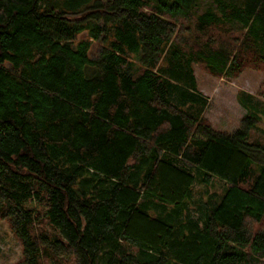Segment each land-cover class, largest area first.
Returning <instances> with one entry per match:
<instances>
[{"label":"trees","instance_id":"trees-1","mask_svg":"<svg viewBox=\"0 0 264 264\" xmlns=\"http://www.w3.org/2000/svg\"><path fill=\"white\" fill-rule=\"evenodd\" d=\"M202 1L0 0V219L16 264H264L259 116L214 130L193 76L239 72L240 54L173 42ZM216 2L196 25L245 29L242 50L264 62V0ZM212 177L226 189L199 226L182 211Z\"/></svg>","mask_w":264,"mask_h":264},{"label":"rangeland","instance_id":"rangeland-1","mask_svg":"<svg viewBox=\"0 0 264 264\" xmlns=\"http://www.w3.org/2000/svg\"><path fill=\"white\" fill-rule=\"evenodd\" d=\"M218 0H203L197 13L201 14L206 8L221 15V10L217 4ZM227 4L231 0H222ZM233 1V0H232ZM238 4L245 5V0H236ZM227 9V8H226ZM192 15L189 19L177 22L176 34L173 42L178 44L182 51L190 53L203 49L205 44L212 45V50H222L229 57L233 53L240 54L242 67L232 71L230 75L221 73H211L204 63L193 64V71L196 78L197 90L207 97L206 111L201 118L205 119L210 126L219 132L229 133L239 126L243 117V110L237 103V94L241 91L250 94L251 101L257 107H249L248 114L251 113L259 116V122L251 129L249 142H257L264 147V62L258 61L252 52L246 53L244 50L248 46V41L243 38L245 29L235 28L229 24H216L206 26L200 29ZM87 37L86 33L79 35L78 39L82 40ZM247 42V43H246ZM100 44L93 43L90 49V55L96 57L100 51ZM244 52V53H243ZM239 57V56H238ZM242 95V93H240ZM204 116V117H202ZM264 161V158H262ZM253 169L258 171V165L254 164ZM226 185L217 177H212L206 184H200L199 179L195 178L191 198L186 199V208L182 211V216H186L190 221H198L201 225L205 205L215 206L224 195ZM155 212V211H153ZM153 212L147 211L150 216L156 217ZM157 210L155 213H159ZM39 213V230L53 237V228L43 217V210L38 209ZM262 227L261 225H253ZM22 248L18 239L14 236L8 222L0 219V264H16L21 260ZM50 264V262H47ZM56 264H69L65 260H58Z\"/></svg>","mask_w":264,"mask_h":264},{"label":"crops","instance_id":"crops-1","mask_svg":"<svg viewBox=\"0 0 264 264\" xmlns=\"http://www.w3.org/2000/svg\"><path fill=\"white\" fill-rule=\"evenodd\" d=\"M193 76H194V79H195V84H196V88H197V83H196V78H195V74H194V72H193ZM198 91V90H197ZM199 93V92H198ZM240 93H242V95H240ZM199 95L201 96V97H203V99H206V103H207V97H205L203 94H201V93H199ZM251 95L250 94H248V93H245V92H243V91H241V92H239L238 94H237V103H238V105H239V107L243 110V112H244V114H243V117L246 115V114H248L249 112H248V110H249V107H252L254 104L252 103V101H251ZM245 108H247L248 110H245ZM205 111H206V106L204 107V111H203V114L202 115H204V113H205ZM202 117H204V116H202ZM242 117V118H243ZM237 128H235V129H233L232 131H230L229 133H231V132H233V131H235Z\"/></svg>","mask_w":264,"mask_h":264}]
</instances>
